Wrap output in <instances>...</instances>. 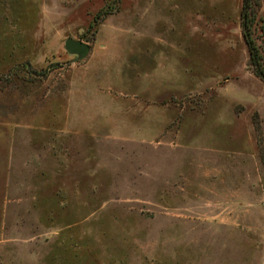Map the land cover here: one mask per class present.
<instances>
[{"label": "rangeland", "instance_id": "374dc122", "mask_svg": "<svg viewBox=\"0 0 264 264\" xmlns=\"http://www.w3.org/2000/svg\"><path fill=\"white\" fill-rule=\"evenodd\" d=\"M243 4L0 0V264H264Z\"/></svg>", "mask_w": 264, "mask_h": 264}, {"label": "trees", "instance_id": "16d2710c", "mask_svg": "<svg viewBox=\"0 0 264 264\" xmlns=\"http://www.w3.org/2000/svg\"><path fill=\"white\" fill-rule=\"evenodd\" d=\"M243 28L245 40L248 44L250 56L256 72L264 79V67L262 66V56L259 53L256 42L252 36V26L254 24V15L252 14L251 0H244L243 4Z\"/></svg>", "mask_w": 264, "mask_h": 264}, {"label": "water", "instance_id": "95a60500", "mask_svg": "<svg viewBox=\"0 0 264 264\" xmlns=\"http://www.w3.org/2000/svg\"><path fill=\"white\" fill-rule=\"evenodd\" d=\"M65 49L69 54L76 55L75 61L83 59L90 50L89 44L71 37L65 41Z\"/></svg>", "mask_w": 264, "mask_h": 264}]
</instances>
